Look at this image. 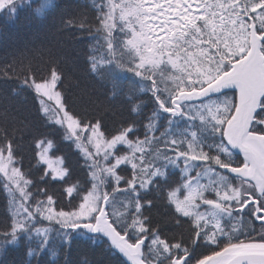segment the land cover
I'll return each mask as SVG.
<instances>
[{
	"label": "snow or ice",
	"instance_id": "obj_1",
	"mask_svg": "<svg viewBox=\"0 0 264 264\" xmlns=\"http://www.w3.org/2000/svg\"><path fill=\"white\" fill-rule=\"evenodd\" d=\"M92 6L94 22L65 12L60 27L103 34L111 59L89 52L90 73L107 63L139 78L138 94L127 100L131 118L108 133L102 117L79 115L55 65L9 89L32 93L42 123L0 126L6 212L11 198L0 264H264V0ZM59 7L0 0L9 23L22 11L39 19ZM117 29L124 34L119 56ZM14 76L0 71L4 82ZM0 116L9 120L7 109ZM181 121L186 127L174 132ZM42 126L74 147L83 178L50 155L55 141ZM26 138L33 149L27 167ZM172 169L181 177L175 183Z\"/></svg>",
	"mask_w": 264,
	"mask_h": 264
},
{
	"label": "trees",
	"instance_id": "obj_2",
	"mask_svg": "<svg viewBox=\"0 0 264 264\" xmlns=\"http://www.w3.org/2000/svg\"><path fill=\"white\" fill-rule=\"evenodd\" d=\"M60 5L46 18L35 19L27 12H21L15 22H7L4 15L0 13V71H11L15 73L12 79L4 82L0 80V113L7 109L9 120L5 121L0 116V126H7L13 120L20 124L40 125L41 113L37 112V104L32 98L30 91H18L9 94V89L19 88V82L24 79V74L29 78L44 77L52 66H58L64 73V84L61 90L72 104L74 110L81 116L93 118L100 116L108 133L115 130L122 120L130 119L127 100L138 94L137 89L142 86L139 78L131 73L122 72L114 65L105 63L99 67V71L90 73L86 67L88 53L91 52L97 61L111 59L106 48V41L102 33L91 34L87 31L77 32L76 29H62L61 16L67 13L84 14L94 22L97 15L93 4H105L107 0H55ZM77 32V34H73ZM124 34L118 29L113 34L114 50L119 56L122 51ZM18 77V79H17ZM151 110V104L144 108L147 114ZM143 117H138L142 119ZM161 125L165 121L161 119ZM186 122L181 121L173 127L183 129ZM41 133L49 134L55 141V147L50 155L62 157L66 164L71 167L75 176L83 178L81 162L74 147L61 139L58 132H51L48 126L40 128ZM153 147H155L153 145ZM22 153L25 156L27 167L33 155L32 143L27 138L22 144ZM170 183L180 179L178 170L172 169ZM32 178L40 182L38 168H33ZM207 178H202L201 183H206ZM5 192L0 191V227L7 222V216L11 211L10 197L9 209H5ZM121 199L123 196L117 193ZM211 211V209H208ZM154 210V214H155ZM86 242L74 248L83 250ZM92 253H98L99 249L90 246Z\"/></svg>",
	"mask_w": 264,
	"mask_h": 264
}]
</instances>
